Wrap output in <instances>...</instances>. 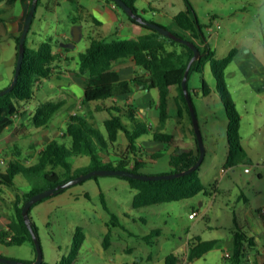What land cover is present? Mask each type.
Here are the masks:
<instances>
[{
  "label": "rangeland",
  "instance_id": "obj_1",
  "mask_svg": "<svg viewBox=\"0 0 264 264\" xmlns=\"http://www.w3.org/2000/svg\"><path fill=\"white\" fill-rule=\"evenodd\" d=\"M1 1L3 7L0 8V12L3 16L18 12L20 6L18 0ZM189 1L193 5L199 23V33L214 49L216 57L226 55L231 48L241 49L239 59L233 60L227 66L225 80L236 108L241 114L244 158L233 166L225 165L228 152L226 108L216 91V81L210 65L206 62L202 72L191 70L186 82L205 148L199 174L205 185L216 184L215 192L210 195L200 192L189 198L134 208L132 197L135 190L125 178L112 174L91 175L50 196L53 197L50 202L40 200L31 206L29 215L36 225L44 261L55 264L69 252L73 232L77 226L82 227L86 237L74 264H165V256L170 252L181 253L182 264H229V259L224 257V250L232 249L233 231L240 226L255 235L258 239L257 245L260 246L256 249L263 251L264 224L261 222L264 215L260 214V211L264 209V90L256 88L257 84L262 83L261 77L260 75L254 77L249 72L248 60L250 57L254 58L249 54L253 49L259 54L258 59L264 63V49L259 50L258 47L259 44L264 45V0ZM44 2L45 0L39 1L34 19L44 14L42 17L44 25L50 23L56 26L55 17L64 18L66 28L71 34L67 49L70 67H75L77 50H84L89 45L90 39L98 36L97 29L91 21L86 22L82 29V37L73 40L74 26L66 17L76 13V3L64 2L58 13L54 15L51 10L46 11ZM135 5L137 13L143 18L166 26L165 24L170 21V15L184 9L186 2L185 0H170L169 3L136 0ZM118 11L117 19L109 26L112 29L116 26L122 27L120 32L116 35L104 32V36L109 40L137 36L138 28L133 26L127 28L126 13L119 7ZM140 31L143 32L144 29L141 28ZM174 31L184 33L179 28ZM43 40L49 41V38ZM243 52H247L250 56H241ZM10 53L11 48L7 47L6 41L0 40V90L11 81L12 73L7 62ZM202 79L210 88L209 93L205 95L201 90ZM57 98L54 95L52 100ZM19 102L16 101L17 104ZM105 102L112 103L110 98ZM176 102L171 95L168 108L169 122L164 130L181 133L188 139V133L183 132L177 122ZM100 114L110 115L106 110ZM157 114V108L153 107L147 116V120L154 123V128L156 127L154 116L156 117ZM66 115L67 112L63 109L57 111L50 119L49 125L59 126L60 118ZM122 118L125 122H130L125 115ZM186 119L194 141L193 125L188 113ZM27 126L30 135H23L16 141L19 155L12 159L11 155L7 157V150L0 153V171L5 172L12 160L21 159L20 164H24L26 158L32 159L40 146L37 141L38 136L46 134L52 136V132H44L43 128L35 127L31 120ZM99 128L102 132L105 131L103 123ZM63 129H66V125H63ZM146 137L147 134H143L140 138ZM50 138H57L67 147L71 145V138L68 135ZM125 141L126 137L120 131L115 146L119 147V144ZM119 149L120 147L113 148L112 145L108 148L111 153L113 151L120 153ZM87 157L88 155H80V157L70 155L68 160L77 167L76 169L81 170L85 168L83 165ZM2 158L5 159V163ZM101 158L103 159V156ZM112 158H115V155L112 154L109 159L113 160ZM223 167L226 168L224 172ZM245 167H248L250 172H245ZM55 170L61 178H64V170L61 166H57ZM39 179H41L39 176L27 177L22 173L14 177L15 186L19 189L33 186ZM2 187L0 227L14 216L13 201L8 194L14 191ZM193 209L198 210L199 215L195 219H190L188 214ZM256 211L259 213L258 216L255 214ZM154 228H159V235L150 233ZM106 234H108L107 246H104L103 240ZM197 235L203 239H218L219 246L207 251L202 257L187 262L185 253L188 244L185 241ZM256 254L253 251L247 262L257 260L259 257ZM0 255L33 260L35 247L31 242L11 245L0 242Z\"/></svg>",
  "mask_w": 264,
  "mask_h": 264
},
{
  "label": "trees",
  "instance_id": "obj_2",
  "mask_svg": "<svg viewBox=\"0 0 264 264\" xmlns=\"http://www.w3.org/2000/svg\"><path fill=\"white\" fill-rule=\"evenodd\" d=\"M39 1H37L36 6ZM111 1L125 12L115 0ZM123 1L137 12L136 0ZM185 2L186 7L175 13L172 18L177 26L183 31H188L189 35L174 32L194 42V38H198L204 42L205 38L201 37L199 33V23L195 16L193 5L189 0H185ZM126 16L130 22L140 25L146 32L136 38L120 37L109 40L105 37H92L89 45L78 53L79 72L87 75L83 97L84 102L104 101L120 94L128 95L132 92L133 85H142L143 88L148 89L155 88L158 91V117L160 123L163 124L169 115V97L174 87L177 90L176 96L184 103V107L191 119L181 81L188 62L193 55L192 48L185 43L163 35L155 28L138 23L127 13ZM0 20H2L1 15ZM19 38L20 34L15 38L16 57ZM199 48L202 55L191 63L188 74L191 70L202 72L206 62L210 65L211 72L216 81V91L226 108L228 152L225 165L233 166L245 156L240 131L241 114L236 108L234 98L225 80V70L233 61L237 48H231L222 57H216L214 49L208 43L204 44V47L199 46ZM58 56L51 41H42L36 48H31L27 45L26 37L25 54L18 79L10 91L0 95V133L6 126L11 125V115L18 109L16 101H27L33 98L37 80L48 78L52 75ZM127 57H131L141 71V74L135 75L130 80L121 79L117 70L113 68L115 61ZM143 73H147V75L145 76ZM187 89L190 94L188 86ZM201 90L203 94H207L210 91L204 79H202ZM62 105V100L41 103L35 109L32 116L33 125L35 127H45ZM108 110L110 115L103 122L106 129V137L80 114H71L70 120L66 123L65 131L71 138L70 147H67L62 141L52 139L46 142L43 148L40 149L33 164L25 165L20 164V161H10L6 167V171H0V185L10 187L15 186L14 177L18 173H22L27 177L39 176L41 178L35 181L30 189L24 191L17 198L14 203V216L8 223L0 227V242L6 245L31 242L35 247L32 234L21 212L24 202L32 194L55 186L66 179L94 168L109 167L140 171L139 167L142 163L135 159L130 166L128 154L138 149L137 139L148 132L146 122L136 116L134 112L135 108L132 105L120 106L112 104L108 107ZM114 111H117V113ZM123 115L128 117L130 122H125L122 118ZM120 131L124 133L127 139V147L125 149L127 155H120L117 161H103L100 151L108 152L109 145L115 146ZM192 131L194 142L193 146L189 148H182L183 139L173 133L158 130L151 133L153 139L169 146H175L176 148L170 155L169 164L171 167L169 172L183 170L197 160L199 145L194 129ZM83 153L90 156V164L81 170L74 169L68 157ZM57 166L63 168L64 178H61V175L55 170ZM121 177L125 178L135 190L132 197V206L134 208L153 203L189 198L200 192L210 195L216 189V184H209L208 186L204 184L199 174V167L187 174L167 179L143 180L127 176ZM64 189L61 188L56 193ZM31 223L37 234L36 225L32 218ZM150 233L159 235L160 230L159 228H154ZM85 237L82 227L77 226L73 232L69 252L63 255L55 264H74ZM107 237L108 234L104 237V246H107ZM187 244L185 261L189 262L203 256L212 248L219 246V240L203 239L197 235L193 239L188 240ZM252 246H254V237L248 236L245 231L238 227L233 232L232 252L230 255L225 256L229 259V264H245L247 262L248 249ZM182 258L181 253L170 252L165 256V264H182ZM23 261L30 262L31 260ZM0 264L9 263L0 261ZM41 264L51 263L43 260Z\"/></svg>",
  "mask_w": 264,
  "mask_h": 264
},
{
  "label": "crops",
  "instance_id": "obj_3",
  "mask_svg": "<svg viewBox=\"0 0 264 264\" xmlns=\"http://www.w3.org/2000/svg\"><path fill=\"white\" fill-rule=\"evenodd\" d=\"M20 2L19 10L17 13L12 15H5L0 12V15L2 16V20H0V40H5L7 47L11 48V53L7 59V62L10 65L11 69V79L13 77V71L15 69V63H16V36L18 34H21V31L23 29L24 20L28 13V10L30 8L32 0H18ZM74 2L75 4V10L76 13L69 14L66 19L71 23L73 26H77L79 28V37H82V29L86 22L91 21L92 24L96 27V31L98 36L97 37H105L104 32L107 34L116 35L120 32L122 27L116 26L114 29H112L111 26H109L111 23H114V21L118 17V7L114 5V3L111 0H45V6L46 11L51 10L54 15L58 13V10L62 7V4L64 2ZM159 2H167L169 3L170 0H157ZM3 7V2L0 0V8ZM37 9V6H36ZM35 9V11H36ZM175 13L170 15V21L167 22L166 27L169 29H172L174 31L179 28L178 26L175 27L177 24L173 20V15ZM35 15V12H34ZM44 14L39 16L38 18L34 17L32 18L30 29L26 35L27 37V45L31 48H36L41 42L43 38H49V41L52 42L54 50L57 52L58 59L55 62V67L53 68V73L48 78H42L37 80L36 86H35V94L34 97L27 100V101H20L17 106V113L18 116L15 118H12V123L9 126H6L3 131L0 133V153H3L5 150H7V157H17L19 155V151L16 146V141L19 137L23 135H30V132L27 130L28 126L27 124L32 119V116L35 112V109L43 102L45 101H57L62 100L63 105L58 110L61 109L65 110L67 112L66 116H63V118H60V125L57 126L56 124H47L45 127H41L44 129V132H52L53 137H65L66 129H63V125H66V123L70 120V115L78 113L81 116H83L93 127L99 129L101 134L106 137V129L105 131H101L99 126L101 123L104 122V120L109 116H101V112L108 111V107H110L112 104L115 105H132L135 108L136 116L140 119L146 122L147 124V136L146 138H138L137 139V145L138 149L128 154V158L130 159L129 165L131 166L133 162L136 160L140 161L142 164L139 167V170L144 173H165L170 171V164L169 159L170 155L175 151V146L172 145H166L158 140H155L152 138L151 133L153 131H166L164 130V127L167 126V123L169 122V109H168V118L166 121L161 124L159 121L158 114L154 119L156 121L155 128L154 123L147 120V116L149 115L150 109L153 107L157 108V99H158V91L155 88H143L142 85H133V90L130 94H120L116 95L113 98H110L112 103H107L104 101H93V102H84V90H85V80H86V74H82L79 72V64H78V53L80 51L77 50V64L75 67H70V59H69V52H67V49H69L68 45L70 44L71 34L70 31L66 28V22L64 21V18L55 17L56 26H52L50 23L45 26L43 23V17ZM176 24V25H175ZM133 26L134 28H138V34L137 36H131L130 38H136L146 32L140 31L141 26L135 23H132L128 20L127 28H130ZM164 26V25H163ZM179 30H182L179 28ZM183 31V30H182ZM184 33L181 34H187L189 35L188 31H183ZM106 38V37H105ZM123 38V37H122ZM129 38V37H124ZM195 42L203 47L204 44L208 43L204 40L201 41L198 38H194ZM45 41V40H43ZM209 44V43H208ZM73 45V44H72ZM259 50L264 49V45L259 44ZM240 48H237V52L235 54V57L233 60H237L240 57ZM254 58L251 57L248 60V67L249 72L255 77L260 75V80L262 83L260 85H256V88L258 90H264V63L261 62L258 59V53L257 51L253 50L249 53ZM249 54H242L241 56L245 57ZM249 55V56H250ZM113 68L117 70V72L120 75L121 79H132L135 75L141 74V71L138 69L134 61L131 57L118 59L114 62ZM145 76L147 73H143ZM10 79V80H11ZM171 95L173 98H175L176 107H177V122L181 125V129L184 132H187L188 139L184 138V135L178 132H172L177 137H180L183 139V145L182 148H189L193 146V140L191 138V131L189 129L188 121L186 119V109L183 106L182 101L176 96L177 90L173 87L171 90ZM136 94V95H135ZM203 94V93H202ZM56 95L58 98L57 100H52V97ZM205 95V94H203ZM169 108V107H168ZM158 110V108H157ZM110 114V113H109ZM32 122V120H31ZM159 127V129H157ZM38 128V127H37ZM40 128V127H39ZM241 131V127H240ZM167 132V131H166ZM171 133V132H170ZM50 134L46 135H40L37 138V141L39 142L40 146L38 149H36V155L32 158H26L24 163L25 165H31L35 162L37 158V153L40 151V149L43 148L46 142L57 139V138H50L52 137ZM69 136V135H68ZM119 136V134H118ZM118 139V138H117ZM58 140V139H57ZM60 141V140H59ZM12 146V147H11ZM113 148H119L120 147V153L116 154L117 152H108L106 155L105 153L100 151L101 156H103V161L105 162H112L117 161L120 158V155H127V152L125 151L127 147V139L123 144H119V147L112 146ZM10 148L11 151H10ZM109 148V147H108ZM115 155V158H112L113 160L109 159L111 156ZM80 155H88V154H78L75 156ZM108 155V156H107ZM111 155V156H110ZM4 163L5 159L2 158ZM19 159V157L17 158ZM21 160V159H20ZM16 160V161H20ZM13 161V160H12ZM15 161V160H14ZM116 163V162H115ZM90 164V156L88 155L85 165L83 167H86ZM72 167L76 169L72 164ZM250 172V171H248ZM2 186L11 188L14 192L9 193L10 198H12V206L14 208V203L16 202L17 198L24 192L30 189L23 188L19 189L18 187H10L6 185H0V189L3 188ZM3 190V189H1ZM7 193V192H6ZM59 193V192H58ZM55 193V194H58ZM55 194L49 195L48 197H45L43 200L45 202H50L52 200L53 196ZM42 200V201H43ZM197 216L190 219H195L199 215V211L197 210ZM258 212L256 211V216ZM31 216V215H30ZM236 216V215H235ZM32 218V217H31ZM33 220V218H32ZM237 216L235 217V222H237ZM264 224V219H262V222ZM260 224V221H259ZM5 225V224H4ZM2 227V226H1ZM240 228L245 231L241 226ZM234 232V231H233ZM248 236L254 237V246L248 249L247 253V260L248 258L253 255V251H255L257 254V257H259L257 260H252L251 263L246 262L245 264H264V245L262 244L263 251L260 252L259 245H257L258 239L250 232L245 231ZM185 243H188V241H185ZM184 243V244H185ZM230 243V242H229ZM229 243L227 245H229ZM264 243V238H263ZM233 245V238L231 242V247ZM258 247V249H256ZM231 250L225 249L224 250V257L231 254ZM36 255V253H35ZM202 257V256H201ZM10 258V257H9ZM35 258V257H34ZM200 258V257H199ZM198 259V258H197ZM34 260V259H33ZM31 260V261H33Z\"/></svg>",
  "mask_w": 264,
  "mask_h": 264
},
{
  "label": "water",
  "instance_id": "obj_4",
  "mask_svg": "<svg viewBox=\"0 0 264 264\" xmlns=\"http://www.w3.org/2000/svg\"><path fill=\"white\" fill-rule=\"evenodd\" d=\"M37 1L38 0H32L30 8H29L28 13H27L25 20H24L23 29L21 31L19 43H18V51H17V57H16V63H15V69H14L13 77H12L10 83L6 87H4L3 89L0 90V95L10 91L18 79V75H19V72H20V69L22 66V62H23V58H24V54H25V39H26V35L28 33V30H29V27H30V24H31V21H32V18H33L35 9H36ZM115 1L125 10V12L129 16H131L138 23H142V24H145L149 27L155 28L160 33H162L163 35H166V36H168L174 40L185 43L186 45H188L189 47L192 48L193 55L190 58L188 65L185 69L184 76H183L182 81H181V85H182L184 95L186 97V101H187L188 108L190 111L193 129H194V132L196 134V138L198 140L199 156H198L197 160L192 165H190L189 167H187L183 170H180V171L167 172V173H144L141 171H132L130 169H124V168H109V167L94 168V169L88 170L86 172L77 174V175H75L69 179H66V180L56 184L55 186L45 188L43 190H40V191L32 194L24 202L21 212H22V216L24 218V221H25L26 225L28 226V228L32 234L33 240H34L35 250H36L35 258L33 261L27 262V261H23L20 259L9 258V257H5V256L0 255V261L1 262H5V263H9V264H41L42 263L43 252H42V248L40 245L39 238L33 229V226L31 223V218L29 215V210H30V207L34 203H36L37 201H39V200H41V199H43L49 195L55 194L59 189L68 187V186H70L76 182H79V181H81V180H83V179H85L91 175H96V174H112V175H118V176H127V177H132V178H138V179H143V180H157V179H162V178H164V179L173 178V177H177V176L187 174V173L191 172L192 170H195L196 168L199 167V165L201 164V162L203 160L205 148H204L203 139H202V136L200 133V129L198 126L195 108H194V105L192 103L191 96L188 92L187 83H186L189 66L191 65V63L195 59L199 58L202 55L199 46L193 40H191L187 37H184L182 35L176 34L173 30L169 29L168 27L143 18L141 15H139L137 12H135L123 0H115ZM73 28H74L72 30L73 40H77L79 38V33H80L79 28L77 26H74Z\"/></svg>",
  "mask_w": 264,
  "mask_h": 264
},
{
  "label": "built area",
  "instance_id": "obj_5",
  "mask_svg": "<svg viewBox=\"0 0 264 264\" xmlns=\"http://www.w3.org/2000/svg\"><path fill=\"white\" fill-rule=\"evenodd\" d=\"M114 5H115V4H114ZM16 116H18V113H17V112H15V113H13V114L11 115L12 118H15ZM222 170H223V172H224V171L226 170V168L223 167ZM244 171H245V172H248V171H250V169H249L248 167H245V168H244ZM197 214H198L197 211L192 210V211L188 214V216H189V218H194L195 216H197ZM260 214L264 215V209H262V210L260 211Z\"/></svg>",
  "mask_w": 264,
  "mask_h": 264
},
{
  "label": "clouds",
  "instance_id": "obj_6",
  "mask_svg": "<svg viewBox=\"0 0 264 264\" xmlns=\"http://www.w3.org/2000/svg\"><path fill=\"white\" fill-rule=\"evenodd\" d=\"M243 54H248L247 52H243Z\"/></svg>",
  "mask_w": 264,
  "mask_h": 264
}]
</instances>
